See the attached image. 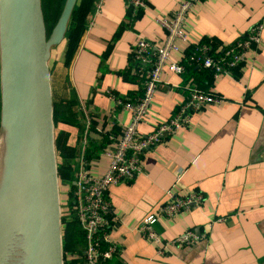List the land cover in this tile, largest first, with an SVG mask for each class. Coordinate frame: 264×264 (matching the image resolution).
I'll return each mask as SVG.
<instances>
[{
  "label": "crops",
  "instance_id": "1",
  "mask_svg": "<svg viewBox=\"0 0 264 264\" xmlns=\"http://www.w3.org/2000/svg\"><path fill=\"white\" fill-rule=\"evenodd\" d=\"M129 1L103 0L99 11L94 8L68 67L67 38L51 50L58 96L73 92L84 127L88 114L92 117L86 155L97 175L109 164L102 147L120 136L133 116L124 107L113 112L115 101L107 90L131 100L140 94L132 48L139 36L163 40L166 30L156 17L171 16L180 0H148L134 20ZM263 19L264 0H201L188 13L187 39L179 40L180 49L171 51V60H181L184 52L203 42L217 49L229 45ZM192 86L225 99L193 111L187 124L144 152L143 170L136 177L109 187L114 215L110 235L120 246L110 264L264 263V30L262 44L250 49L232 74L214 75L197 66L177 73L166 65L139 133L166 123ZM56 137L64 149L58 166L72 165V179L59 175L68 191L65 200L61 195L65 210L82 150L81 125L61 120L55 123V144ZM171 187L175 195L200 190L204 200L172 218L160 217L156 230L162 242H155L139 225L171 199ZM187 229L203 237L179 246L168 242ZM64 255L65 263L76 259L71 249Z\"/></svg>",
  "mask_w": 264,
  "mask_h": 264
},
{
  "label": "built area",
  "instance_id": "2",
  "mask_svg": "<svg viewBox=\"0 0 264 264\" xmlns=\"http://www.w3.org/2000/svg\"><path fill=\"white\" fill-rule=\"evenodd\" d=\"M201 0H180L171 16L158 15L157 21L163 25L166 35L161 41H152L139 36L132 48V60L136 64L133 74L141 81V92L133 100L126 99L112 90L107 94L115 101L113 112L118 107L130 109L132 119L127 123L118 137L103 147L101 154L109 158L106 171L97 175L91 171L90 160L86 155L89 129L92 117L88 114L82 133V150L79 155L77 169L71 187V209L84 235L83 264H110L114 256L120 252V246L110 235L114 225L113 207L109 197V187L113 184L132 180L143 170L144 152L161 142L165 135L189 122L193 111L203 108L207 103L220 102L225 97L219 93L206 91L197 87H189V93L178 106L171 118L159 125L153 132L140 134L139 123L145 118L148 107L160 82V75L168 65L170 71L183 73L188 66H197L210 70L214 75L232 74L245 60L246 53L262 44L264 19L253 24L249 30L233 43L215 48L211 43H200L192 51L184 52L181 60H171V51L179 50V40L187 39L185 20L192 7ZM148 0H130L129 11L136 16ZM103 0H98L95 12L99 11ZM180 178V175L179 177ZM171 199L164 201L140 223L142 234L155 242H162L156 230L160 217H174L204 200V193L192 190L183 195H175L173 187L168 189ZM203 236L194 231H186L176 235L169 243L185 245L198 241ZM162 252V248L159 249Z\"/></svg>",
  "mask_w": 264,
  "mask_h": 264
},
{
  "label": "water",
  "instance_id": "3",
  "mask_svg": "<svg viewBox=\"0 0 264 264\" xmlns=\"http://www.w3.org/2000/svg\"><path fill=\"white\" fill-rule=\"evenodd\" d=\"M76 3L66 1L48 34L42 0L0 2L3 126L9 131L11 154L9 188L0 213V264L12 251L9 236L23 213L30 264H65L49 61L52 47L66 37Z\"/></svg>",
  "mask_w": 264,
  "mask_h": 264
},
{
  "label": "trees",
  "instance_id": "4",
  "mask_svg": "<svg viewBox=\"0 0 264 264\" xmlns=\"http://www.w3.org/2000/svg\"><path fill=\"white\" fill-rule=\"evenodd\" d=\"M97 1L98 0H79V2L77 4L79 6V14H78L77 22L75 24L74 29L70 32V34L69 35L66 34L67 35L66 38H67V42H68V50H67V55H66V59H65V66L66 67L69 66L70 60L72 59V57H73V55H74V53H75V51L79 45V42L81 40V37L79 34L81 32H83V33L85 32L87 24H88V18L87 17L90 13H92V11H93L92 9H94L96 7ZM141 10L142 9H140L139 12ZM139 12H138V14H139ZM138 14L136 16H133L130 12L129 17L131 20H134L135 18H137ZM45 19H47V15H46ZM189 67L195 68V66H189ZM204 71H208V69L204 68ZM53 75L54 74L51 71V83H52L53 99H54V121L56 124L61 120H71L72 122H76L77 124L81 125V137H82V133L84 130V123L82 122V119H80V113H79L80 107L78 109V102H77L73 92L68 93V94L66 93L62 97L58 96L57 90H56L57 81H56V78L54 79ZM73 115H74V117H73ZM56 146H57V159H58V154H62V151H64V149L62 147L61 140L59 139V137H56ZM58 168H59V175L61 177L71 178V179L73 178L72 165H68V164L59 162ZM62 222H63V220H62ZM77 224H78L77 228L79 229L80 225H79L78 221H77ZM75 235H76V238L73 236L74 239H71L70 237H67L66 230L63 233L64 253H66V251L70 250L71 248H74L75 247L74 244L77 243V241L80 242L83 240V242H84L83 232H80V234L76 232ZM83 247H84V245H83ZM68 263L74 264L73 261L66 262L65 264H68Z\"/></svg>",
  "mask_w": 264,
  "mask_h": 264
},
{
  "label": "rangeland",
  "instance_id": "5",
  "mask_svg": "<svg viewBox=\"0 0 264 264\" xmlns=\"http://www.w3.org/2000/svg\"><path fill=\"white\" fill-rule=\"evenodd\" d=\"M67 0H42L43 3V9H44V14H45V18L47 15V19H46V24H47V29H48V34H50L52 32L53 27L55 26V24L57 23L63 8L66 4ZM78 3L75 4L73 11L71 13L70 16V20H69V24H68V28H67V32L66 34L69 35L70 32L74 29L75 24L77 22V18H78V14H79V6L77 5ZM94 10V9H92ZM93 12V11H92ZM92 13H90L88 15V20L90 18ZM83 32H81L79 35L82 38L83 36ZM3 128V74H2V32H1V23H0V129L2 130ZM63 185L60 184V188H61V195L63 200H65L67 198V194L68 191L66 190V188L62 187ZM69 199V198H68ZM71 199H69L68 204L65 206L66 209L63 210V215H62V220H63V230L67 233V237H70L71 239H74L73 236L76 238V232L80 234L81 229L77 228L78 224H77V220L75 218L74 215V209L72 206L71 209ZM64 206V205H63ZM62 206V208H63ZM80 232H79V231ZM83 240L82 241H77V243L74 244V248H71V250L75 253V254H81L83 253ZM67 252V251H66ZM11 259V252H7L3 255L1 264H11L10 262ZM69 262V261H67ZM69 264V263H68ZM74 264H83V256L82 257H77L74 260Z\"/></svg>",
  "mask_w": 264,
  "mask_h": 264
},
{
  "label": "bare ground",
  "instance_id": "6",
  "mask_svg": "<svg viewBox=\"0 0 264 264\" xmlns=\"http://www.w3.org/2000/svg\"><path fill=\"white\" fill-rule=\"evenodd\" d=\"M1 2V0H0ZM2 5H0V16ZM2 20V16L0 18ZM10 138L7 126L0 129V213L5 209L6 195L9 188L10 170ZM26 217L19 216L9 236L10 249H12L11 264H30L29 246L26 234Z\"/></svg>",
  "mask_w": 264,
  "mask_h": 264
}]
</instances>
